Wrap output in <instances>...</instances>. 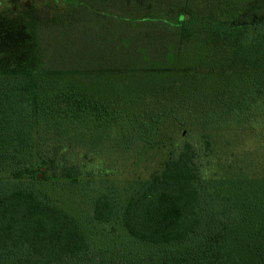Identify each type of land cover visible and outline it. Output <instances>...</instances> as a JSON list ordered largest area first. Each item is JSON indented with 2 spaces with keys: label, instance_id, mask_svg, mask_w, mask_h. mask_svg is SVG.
Segmentation results:
<instances>
[{
  "label": "trees",
  "instance_id": "trees-1",
  "mask_svg": "<svg viewBox=\"0 0 264 264\" xmlns=\"http://www.w3.org/2000/svg\"><path fill=\"white\" fill-rule=\"evenodd\" d=\"M262 111L264 0H0V264H87L101 227L163 250L140 264H264V174L210 181L185 140L145 179L80 189L78 156L170 117L258 134Z\"/></svg>",
  "mask_w": 264,
  "mask_h": 264
},
{
  "label": "rangeland",
  "instance_id": "rangeland-1",
  "mask_svg": "<svg viewBox=\"0 0 264 264\" xmlns=\"http://www.w3.org/2000/svg\"><path fill=\"white\" fill-rule=\"evenodd\" d=\"M242 66L243 63L240 67ZM229 69L223 68L219 73L228 72ZM207 72V69H201L196 75L206 79ZM173 94H168V96ZM227 100L233 99L227 98ZM125 115L128 116V112ZM259 115L258 134L253 129L235 130L228 129V127L222 129L220 126H217L220 130H214L213 127L203 128L201 123L197 122L194 125L188 120L181 121L178 117L167 118L168 121L161 126L152 139L150 137L144 139L148 133L139 137L138 133L133 132L130 147L117 146L116 140L122 145L128 141V135L125 133L103 132L99 136L105 139L104 143H115L119 153L107 155L106 160H95L88 166L84 161L85 153H80L79 161L92 173L89 177L91 181L85 187L80 186V189L88 188L91 182L94 184L111 181L128 186L134 181L145 179L159 167L171 144H181L185 140L195 143L204 154L208 152L209 155L204 157V163L208 177L211 178L210 181L226 179L229 176L237 177L245 173L260 177L264 174V124L260 126L264 123V117ZM135 116L136 121L145 120L144 113L140 109L135 111ZM86 180L88 179L83 177V182ZM207 185L209 187V184ZM208 189L210 190V187ZM81 194L88 195L89 193L82 192ZM205 213L209 216L211 212L205 208ZM95 231L93 235L90 234L91 250L85 259L87 264H140L149 260L150 256L163 252L156 247L133 244L122 230L109 232L108 228L101 227Z\"/></svg>",
  "mask_w": 264,
  "mask_h": 264
}]
</instances>
